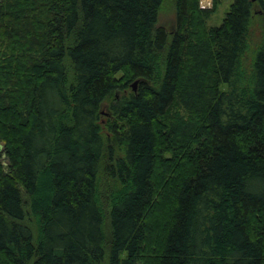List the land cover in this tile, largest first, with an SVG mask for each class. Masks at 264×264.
I'll list each match as a JSON object with an SVG mask.
<instances>
[{
	"label": "trees",
	"instance_id": "trees-1",
	"mask_svg": "<svg viewBox=\"0 0 264 264\" xmlns=\"http://www.w3.org/2000/svg\"><path fill=\"white\" fill-rule=\"evenodd\" d=\"M214 9L0 0V264H264V0Z\"/></svg>",
	"mask_w": 264,
	"mask_h": 264
},
{
	"label": "rangeland",
	"instance_id": "rangeland-1",
	"mask_svg": "<svg viewBox=\"0 0 264 264\" xmlns=\"http://www.w3.org/2000/svg\"><path fill=\"white\" fill-rule=\"evenodd\" d=\"M200 1L201 0H199V2ZM205 1L210 2V7L208 8V10H210L211 8H215L213 15H211L206 22L207 28L219 27L222 24L224 16L229 9V6L231 5V0H205ZM196 17H199L197 13L196 14L192 13V18L194 19ZM175 24H176V21H175V13L173 11V8L171 7V4L169 2H165L159 14L158 26H161L168 31H171V30L175 31ZM261 35H262L261 24L259 21L256 20L252 24L251 29H250V36H251L250 39L251 40L249 42V46L251 50L253 48H256V46L260 43ZM134 85H135V91L132 89L133 93L136 92L137 84L131 85V88ZM129 91H131L130 88H129ZM116 96L118 98L120 97L119 94H117ZM172 113H175V111H173ZM108 114H109V103H105L101 108V124L102 125L107 120L111 119V117ZM99 182H101L99 184L101 200L103 202V199L105 198L107 201L106 195L108 194V190L111 191L112 189L116 188V185L111 187V185L104 179L100 180ZM102 202H101V206H103ZM28 220L30 224L34 223V220L32 219V217H28Z\"/></svg>",
	"mask_w": 264,
	"mask_h": 264
},
{
	"label": "built area",
	"instance_id": "built-area-1",
	"mask_svg": "<svg viewBox=\"0 0 264 264\" xmlns=\"http://www.w3.org/2000/svg\"><path fill=\"white\" fill-rule=\"evenodd\" d=\"M199 7L201 10H208V8L210 7V2H207L205 0H201L199 2Z\"/></svg>",
	"mask_w": 264,
	"mask_h": 264
},
{
	"label": "water",
	"instance_id": "water-1",
	"mask_svg": "<svg viewBox=\"0 0 264 264\" xmlns=\"http://www.w3.org/2000/svg\"><path fill=\"white\" fill-rule=\"evenodd\" d=\"M253 1V0H252ZM132 89L135 91V85L134 86H132Z\"/></svg>",
	"mask_w": 264,
	"mask_h": 264
}]
</instances>
